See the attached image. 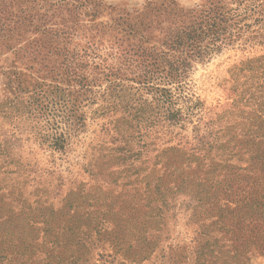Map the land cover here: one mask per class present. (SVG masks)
Listing matches in <instances>:
<instances>
[{
  "label": "rangeland",
  "instance_id": "rangeland-1",
  "mask_svg": "<svg viewBox=\"0 0 264 264\" xmlns=\"http://www.w3.org/2000/svg\"><path fill=\"white\" fill-rule=\"evenodd\" d=\"M94 1L103 12L101 19L111 24L112 19L142 12L151 3L161 7L174 2L186 11L205 0ZM256 19L254 16L247 21L249 27L242 28L232 45L224 46L203 63H194L182 86L168 87L175 109L185 117L175 126L162 122L160 93L138 83L139 70L120 66L114 86L122 96L113 94V79L94 76L90 93L77 104L82 127L72 129L74 118L69 120L61 101L55 99L54 82L39 78L37 69L29 70L25 61L11 53L1 55L0 222L16 220L21 212L33 221L35 208H60L70 193L79 190L83 196L80 213H92L100 221L109 211L107 203H111L120 212L119 218L128 221L134 217L126 234H118L116 248L105 238L100 242L81 236L88 261L79 264H264V232H260L263 228L253 204L257 196L250 194L254 189L248 184L257 176L249 171L250 154L242 151L228 161L217 158L220 167L214 173L208 172V163L202 166V158L190 156L188 161L178 162L173 153L162 154L172 147L189 152L202 136L208 137L210 132L213 140L219 129L241 121L230 114L234 110L230 70L242 61L264 55V21L258 23ZM162 37L153 29L149 43ZM150 86L161 87L159 80ZM133 105H143L145 119L130 121L131 125L117 124L123 107ZM211 121L217 125L207 127ZM121 134L128 135L130 145L142 155L125 156L119 150L125 145ZM56 139L66 141L65 147L54 148ZM221 141L225 144L228 139L222 137ZM221 154L214 150L212 156ZM180 166L181 175L187 179L185 187L168 192L166 205L163 201L150 205L146 177L152 175L156 185L167 175L166 181L174 186L170 175ZM245 168L249 170L243 171ZM207 180L210 182L206 184ZM224 180L237 184L229 189ZM199 183L206 185L198 188ZM212 185L216 186L212 189ZM151 191L155 200L161 197L155 189ZM149 206L156 210L152 213ZM109 222L113 227L114 220ZM67 254L65 264H72L71 251ZM135 254H141L140 258L133 259Z\"/></svg>",
  "mask_w": 264,
  "mask_h": 264
},
{
  "label": "trees",
  "instance_id": "trees-1",
  "mask_svg": "<svg viewBox=\"0 0 264 264\" xmlns=\"http://www.w3.org/2000/svg\"><path fill=\"white\" fill-rule=\"evenodd\" d=\"M95 2L0 0V56L11 53L17 59L25 61L29 70L37 69L39 78L54 82L55 99L61 101V107L68 114L69 120L74 118L73 124H70L72 129L82 127L77 104L82 96L90 93L94 76L107 81L113 79L111 86H114L120 66L139 70L138 83L160 93L162 122L170 126L177 125L185 117L181 110L175 109L172 89L168 87L182 86L194 63H203L224 46L232 45L242 28L249 27L247 21L254 16L257 17L255 22L264 21V0H205L196 8L186 11L174 2L169 6L161 4V7L151 3L142 12L126 13L112 19L114 24L101 19L103 12ZM153 29L163 37L150 44L149 36ZM154 76L158 79L155 80ZM230 77L233 83L231 107L234 108L230 114L240 117L241 121L231 127L219 129L213 140L210 132L208 137L199 138L200 135H197V144L189 152L184 148L172 147L162 154L173 153V158L178 162L188 161L190 156L202 158V166L208 163V172L213 173L220 167V163L216 162L217 158L228 161L242 151L250 154V170L245 168L243 171L249 170L255 173L254 176L257 175L253 177L255 181L248 184L254 189L250 194L257 196L253 199V204L258 209V222L261 221L260 226L263 228L260 232L263 233L264 55L235 65L230 70ZM157 80L161 87L150 86ZM113 94L120 97L122 91L114 86ZM114 105L117 107L119 103L115 101ZM142 106H124L123 115L117 120V124L142 122L146 117ZM226 114L227 112L220 116V119ZM215 125L217 123L212 121L206 124L207 127ZM238 128L239 139L236 136ZM196 129L198 131L200 127ZM232 133L236 138L235 143L234 136H230ZM125 134L120 135L125 145L119 150L125 156L142 155L130 145L129 137ZM222 137L228 139L225 144H222ZM65 144L66 141L56 139L54 148L60 150ZM214 150L222 154L212 156ZM181 169L182 166L170 175L174 177V186L166 181L167 175L166 178L163 175L158 179L156 185L152 175L146 177L150 205L155 201H163L166 205L165 196L168 192L185 187L187 179L181 175ZM205 182L207 184L210 181ZM224 182L229 189L237 184L230 180L222 181ZM206 184L199 183L196 186L201 188ZM219 184L221 183L217 185ZM215 186L212 185L211 188ZM261 186L262 196L259 195ZM153 189L158 191L160 198L154 199ZM82 199L81 192L77 190L64 199L65 203L60 208H35L33 221L25 217L26 212H21L15 217L16 220L0 222V264H65L68 251L72 253V264L88 261L84 258L87 247L81 244L85 239L81 236L88 241L105 238L106 242L116 248L118 234H126L127 226L134 220L133 215L131 220L124 221L119 218L120 212L114 210L111 203H107L109 211L102 216L106 219L100 217L99 221L92 213H80ZM150 210L153 213L156 207L151 206ZM86 215L89 216L88 219ZM111 219L114 220L113 227L109 224ZM134 226L132 224V228ZM137 255H133V259L140 258L141 254Z\"/></svg>",
  "mask_w": 264,
  "mask_h": 264
}]
</instances>
